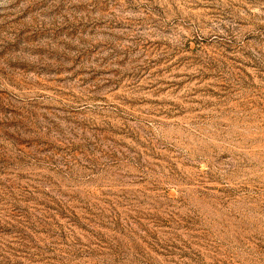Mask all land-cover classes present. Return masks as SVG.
<instances>
[{
  "label": "rangeland",
  "instance_id": "rangeland-1",
  "mask_svg": "<svg viewBox=\"0 0 264 264\" xmlns=\"http://www.w3.org/2000/svg\"><path fill=\"white\" fill-rule=\"evenodd\" d=\"M0 264H264V0H0Z\"/></svg>",
  "mask_w": 264,
  "mask_h": 264
}]
</instances>
